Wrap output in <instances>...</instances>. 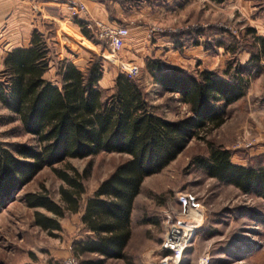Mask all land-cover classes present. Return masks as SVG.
<instances>
[{"label": "rangeland", "instance_id": "obj_1", "mask_svg": "<svg viewBox=\"0 0 264 264\" xmlns=\"http://www.w3.org/2000/svg\"><path fill=\"white\" fill-rule=\"evenodd\" d=\"M126 1L129 5L127 13L132 16L126 24L131 28L132 35L119 56L127 62L135 61L133 58L136 56L141 57L142 50L136 49L137 43L157 44L158 36L172 34L182 60L188 59L183 54V48L195 45L196 39L209 45L217 44L220 39L227 44L238 39L245 48L238 52L232 65H245L251 55L249 47L252 39L248 38L251 35H246L248 26L254 27L257 35H264V0H226L219 4L211 0ZM30 6L26 0H16V10L11 8L10 14L16 11L17 16L12 22L17 21L18 26L9 33H3L4 29L0 32V70L7 52L17 44H27L37 31L45 34L50 49V67L46 78L55 84L60 85L59 71L64 63H73L84 70L92 56L103 60L105 74L100 86L104 89L113 87L116 76L124 74L110 60L109 46L96 39L91 30V36L87 37L83 29L42 15L40 10ZM26 8L32 11L34 20L31 27L26 23ZM9 10L6 11L7 24L11 16ZM174 18H177L176 21ZM143 28L147 41L143 39ZM197 29L201 32H196ZM205 51V60L185 62V65L182 62V68L191 73L208 68L218 76H224L234 54L227 52L224 46H214ZM148 59L152 58H146L144 65L135 61L141 70L136 78L154 112L170 120L191 115L189 105L183 103L178 95L162 91L153 73L145 69ZM259 66L260 71L251 79L245 97L228 106V114L221 127L211 130L205 140L193 137L161 172L145 177L136 200L133 236L127 248L133 264H162L171 253L164 247L167 227L181 219L194 220L186 214L184 204L176 199V194L181 191L190 193L202 204L204 217L177 264H264V197L255 192L245 193L232 183L210 176L195 160L197 156L208 158L207 142L211 141L216 146L229 149L235 164L257 168L264 166V59ZM0 142L12 149L21 144H39L38 137L25 132L20 118L1 102ZM129 158L126 153L102 151L87 158H67L62 163L41 169L0 212V264H49L46 256L49 248L62 245L64 241L67 244L80 235L86 236L81 215L87 199L93 197L98 185ZM64 171L71 175L75 172L88 173L81 180L85 191L77 213L66 212L64 217H60L44 207L30 208L25 204L24 195L36 191L46 192L62 204L60 187L67 183L60 178L59 172ZM37 211L61 221L64 225L61 231L63 242L53 235L59 233L52 231L53 234H50L35 225ZM65 258L53 260L50 264H62ZM107 264H126V260H112ZM170 264L176 262L170 260Z\"/></svg>", "mask_w": 264, "mask_h": 264}, {"label": "trees", "instance_id": "obj_2", "mask_svg": "<svg viewBox=\"0 0 264 264\" xmlns=\"http://www.w3.org/2000/svg\"><path fill=\"white\" fill-rule=\"evenodd\" d=\"M222 3L226 0H211ZM84 34L90 31L80 22ZM196 32H201L197 29ZM252 39L247 64L233 62L244 44L220 39L215 45L195 40L204 50L224 46L234 54L224 76L215 71L189 72L172 66L163 59H148L155 82L162 91L178 95L189 105L191 115L170 120L155 113L136 77L119 74L113 87L103 88L104 63L92 56L82 70L67 62L61 66L60 85L46 78L50 67L49 46L43 35L35 31L30 47L17 46L7 52L0 70V102L21 121L25 132L38 137L37 146L21 144L12 149L0 142V212L21 188L31 182L44 167L62 163L67 158H87L102 151L126 153L129 159L118 165L108 179L102 181L93 197L87 199L81 220L87 232L74 244L81 264H107L110 260H126L133 236L132 221L136 200L147 176L161 172L175 160L193 137L205 140L208 133L221 127L227 108L245 97L251 79L260 71L264 59V35L248 26ZM209 156L196 161L210 175L239 187L245 193L264 197V166L235 164L225 147L208 141ZM85 174L59 172L67 185L61 186L60 203L46 192H27L25 203L44 207L56 216L77 213L85 191L81 182ZM36 223L50 234L59 229L57 218L37 211Z\"/></svg>", "mask_w": 264, "mask_h": 264}, {"label": "crops", "instance_id": "obj_3", "mask_svg": "<svg viewBox=\"0 0 264 264\" xmlns=\"http://www.w3.org/2000/svg\"><path fill=\"white\" fill-rule=\"evenodd\" d=\"M26 1L28 2L29 5L34 6V8L40 10L42 15L46 14L50 18H55L63 22L69 23L72 27L77 26L78 28H82L80 25V22H81L82 24L86 26V28H88L89 22L93 20L105 21L113 26L127 25L126 23L131 21L132 19V16H130L127 13V8L129 5L127 4L126 0H117L113 2H109L106 0H82L85 3L88 11L86 14H80L78 16H73L70 6L68 4V0H61L59 2H52V1H46V0H26ZM7 7H8V10L10 9L8 14L11 13L12 11L11 8L16 10V0H0V32H2V29H4L3 33H9L10 31L14 30L13 28H17L18 26L17 21L12 22V20L14 21L17 17L16 11L12 12V15L10 14L11 15L9 18L10 21H9V24H7L6 22V18H7L6 11L8 12V10H6ZM25 10L26 12L24 13L26 16V23L28 22L29 27H31L32 25L31 21L34 20L31 16L32 11L27 8ZM176 19L177 18H174L175 21ZM88 30L90 31V28H88ZM141 32L144 35L143 39L147 41L145 39V36L147 34L145 28H143ZM42 35L44 37L45 42L47 43V40L45 39L46 38L45 34L42 33ZM131 35L132 33L130 32V35L126 38L125 42ZM172 36H173L172 34L160 35L158 36V39H157V41L159 42L153 45H150L149 43L147 44L137 43L136 49L138 48L141 49L142 53H141V57L136 56V58H133V60H135L137 63H140V64L142 63L144 65L146 58H149V57L152 59L159 58V59H163L166 63L172 66L183 67L182 62H183V65H185L186 64L185 62H191V61L196 62L197 60L202 61L207 58L206 51L203 49L202 45H191V47L183 48L185 49L183 51V54L186 55L188 59L184 58L182 60L180 49L174 45ZM168 39L170 41H168ZM31 40H32V36L28 40L27 44L25 45L17 44V46L30 47ZM163 40H166V42H164ZM15 47H12V48H15ZM198 67H201V65H198ZM145 69L150 70L147 64H146ZM200 69L201 71H203L208 68L206 69L200 68ZM209 70H212V69H209ZM150 71L152 72V70ZM30 208H34V207H30ZM58 221L60 223V228L52 229V231L59 233V234H53V235H55V237H58L59 241L61 240L63 242L64 240L62 239L63 233H61V231L64 230V225L61 223L60 220ZM34 223L36 226H39L40 228L42 227L36 223V218H34ZM82 225H84V223ZM83 237L84 236L80 235V236L74 237L73 239L69 240L67 244H65V241H64L62 245L57 244L56 245L57 247L49 248L50 251L46 255L47 258H49L50 262H53V260H58V259L70 256V255H75L74 244L77 241L81 240ZM110 261H108V263Z\"/></svg>", "mask_w": 264, "mask_h": 264}, {"label": "built area", "instance_id": "obj_4", "mask_svg": "<svg viewBox=\"0 0 264 264\" xmlns=\"http://www.w3.org/2000/svg\"><path fill=\"white\" fill-rule=\"evenodd\" d=\"M52 2H59L61 0H46ZM109 2L117 0H106ZM73 16L86 14L88 9L82 0H68ZM88 28L92 31L96 39L105 42L109 46L110 60L118 65L120 70L128 77H137L141 70L140 66L135 62H127L121 59L119 53L125 46L126 38L130 35L131 28L127 25L113 26L105 21L93 20L89 22ZM176 199L184 204V209L187 210L188 216L193 217L194 220L181 219L177 222L171 223L167 227V234L164 240V247L171 251L170 255L165 257L162 264H170V260L180 262L188 242L192 238L196 227L200 225L203 220V206L190 193L178 192ZM190 231L191 235L187 237L186 231ZM62 264H81L79 256L70 255L63 260Z\"/></svg>", "mask_w": 264, "mask_h": 264}, {"label": "bare ground", "instance_id": "obj_5", "mask_svg": "<svg viewBox=\"0 0 264 264\" xmlns=\"http://www.w3.org/2000/svg\"><path fill=\"white\" fill-rule=\"evenodd\" d=\"M185 234H187V237H189L191 235L190 231H188V230L186 231Z\"/></svg>", "mask_w": 264, "mask_h": 264}]
</instances>
